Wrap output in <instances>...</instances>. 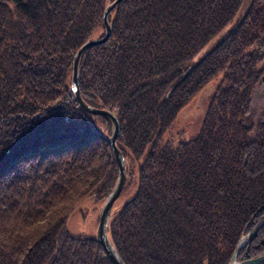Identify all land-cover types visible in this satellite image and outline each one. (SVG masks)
Here are the masks:
<instances>
[{"label": "trees", "instance_id": "1", "mask_svg": "<svg viewBox=\"0 0 264 264\" xmlns=\"http://www.w3.org/2000/svg\"><path fill=\"white\" fill-rule=\"evenodd\" d=\"M113 1L0 0V264H110L68 224L118 180L110 120L71 88ZM108 21L78 72L85 103L119 121L124 190L136 177L108 238L124 264H228L264 218V109L246 124L264 82V0H122ZM217 77L200 130L174 134ZM237 255H264V226Z\"/></svg>", "mask_w": 264, "mask_h": 264}, {"label": "water", "instance_id": "2", "mask_svg": "<svg viewBox=\"0 0 264 264\" xmlns=\"http://www.w3.org/2000/svg\"><path fill=\"white\" fill-rule=\"evenodd\" d=\"M122 0H115L112 3L108 5V7L105 9V12L103 14L102 21L104 23L105 28V35L103 37H100L99 39L94 40H88L83 46H81L77 53L75 54V58L73 60V70H72V81H71V88L74 91V98L76 99V102L78 103L79 107L84 109V111L88 114H92L94 116L99 117H105L110 120L111 126H112V135L109 138V143L111 145V151H113L114 161L117 164L118 169V180L116 182V186L113 188V190L108 194L109 196L106 198V201L103 204V208L99 214V221H98V230L95 239L98 241L102 249L104 250L107 259L110 261V264H124L123 260H121L120 256L118 255L116 249H114V246L111 242V240L108 238V224L111 219V214L113 212L114 203L117 201V199L121 196L122 191L124 190L126 186L127 181V172H126V162L125 158L122 154V152L117 147V137L120 133L119 129V121L115 117L114 114H112L111 111L105 110V109H97L93 107H89L84 99L81 97L80 94V87H79V62L81 57L83 56V53L86 52L88 49L93 47H98L99 45L104 44L108 41L110 35H111V25L108 21L109 14L113 11L114 8H116L119 3ZM264 226V218L262 222L259 223V225L252 230L248 235L242 237L239 242L238 246L236 247L235 251L233 252V256L231 257L228 264H264V255H261V257L246 260V261H238V253L239 250L244 248L249 240H251L259 231V229Z\"/></svg>", "mask_w": 264, "mask_h": 264}, {"label": "rangeland", "instance_id": "3", "mask_svg": "<svg viewBox=\"0 0 264 264\" xmlns=\"http://www.w3.org/2000/svg\"><path fill=\"white\" fill-rule=\"evenodd\" d=\"M218 80L219 78L217 77L210 81L209 85L202 89L199 95L189 103V106L178 114L176 126L173 130L174 134L179 133L183 129L190 136V134L195 135L200 130L204 114L209 106L210 97L214 94L219 83ZM252 102V109L247 117L246 124L254 128L264 109V82L253 90ZM110 135H112V131ZM252 136L253 134L251 133ZM128 183L127 188L114 203L113 210H117V208L121 207L128 199L134 196L137 188L136 177H130ZM103 204L101 201H88L80 206V209L74 213L69 221L68 229L70 233L78 237H96L99 214L103 208Z\"/></svg>", "mask_w": 264, "mask_h": 264}]
</instances>
